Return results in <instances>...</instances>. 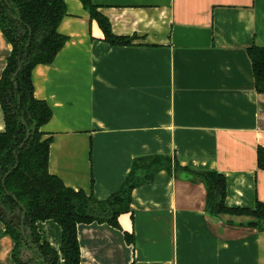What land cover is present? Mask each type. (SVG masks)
<instances>
[{"label":"crops","instance_id":"0c3cea01","mask_svg":"<svg viewBox=\"0 0 264 264\" xmlns=\"http://www.w3.org/2000/svg\"><path fill=\"white\" fill-rule=\"evenodd\" d=\"M93 2L116 35L133 40L110 44L82 1L66 0L58 31L67 41L52 63L32 70L35 97L52 109L41 127L52 137L49 172L104 200L138 158L169 156L172 164L132 190L120 228L78 225L80 264H264V228L250 215L209 211L203 180L225 176L229 207L264 202V92L248 53L264 46V0ZM12 48L0 27V78ZM6 223L0 264H19ZM37 228L64 264L61 226L47 219ZM27 257L33 250L24 249Z\"/></svg>","mask_w":264,"mask_h":264},{"label":"trees","instance_id":"16d2710c","mask_svg":"<svg viewBox=\"0 0 264 264\" xmlns=\"http://www.w3.org/2000/svg\"><path fill=\"white\" fill-rule=\"evenodd\" d=\"M81 1L91 18L98 21L107 42L112 45L132 43L131 37L112 31L110 21L93 0ZM66 13V0H0V27L13 46L0 78V103L5 117V130L0 132V203L10 213L18 211L19 216L24 217V232L13 222L6 223L7 233L16 242L13 256L19 264L59 263V252L42 239L37 228L38 221L47 219H53L62 228L64 264H80L78 225L107 222L120 228L119 216L130 211L132 190L150 182L158 170L169 169L172 164L169 156L138 158L122 187L104 200L83 189L66 186L49 172L52 137L44 138L41 127L50 120L52 109L46 101L35 97L32 70L38 64L52 63L66 43L67 36L58 31ZM248 53L256 88L264 92V46L254 44ZM257 159L258 166L264 169L263 146L257 149ZM175 165L180 166L176 160ZM203 180L208 191L209 211L250 215L255 218L250 225L264 228L263 201H258L253 209L229 207L225 202V176L208 172ZM127 237L131 241L129 233ZM24 249L33 250L39 261L35 263V257L24 259Z\"/></svg>","mask_w":264,"mask_h":264},{"label":"water","instance_id":"95a60500","mask_svg":"<svg viewBox=\"0 0 264 264\" xmlns=\"http://www.w3.org/2000/svg\"><path fill=\"white\" fill-rule=\"evenodd\" d=\"M8 174L9 173H7V175ZM23 218H24L23 216L21 217L19 216L18 211L10 213L8 209L0 203V219H4L7 223H10V222L15 223L17 226H19L22 229V232H24V228L22 224Z\"/></svg>","mask_w":264,"mask_h":264}]
</instances>
